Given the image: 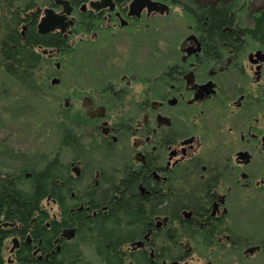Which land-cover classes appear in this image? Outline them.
Segmentation results:
<instances>
[{"label":"flooded vegetation","instance_id":"obj_1","mask_svg":"<svg viewBox=\"0 0 264 264\" xmlns=\"http://www.w3.org/2000/svg\"><path fill=\"white\" fill-rule=\"evenodd\" d=\"M66 1L74 25L64 33L38 29L46 9L62 13L55 0L30 13L42 41L65 43L34 50L42 64L64 55L67 155L47 159L0 140V264L245 255L237 223L248 202L264 204V0ZM18 10L25 21L30 13ZM18 109L13 116L28 114ZM10 193L32 196L28 217L8 214Z\"/></svg>","mask_w":264,"mask_h":264},{"label":"rangeland","instance_id":"obj_2","mask_svg":"<svg viewBox=\"0 0 264 264\" xmlns=\"http://www.w3.org/2000/svg\"><path fill=\"white\" fill-rule=\"evenodd\" d=\"M6 1L24 10L30 0H0V39L1 22L6 14ZM31 1L37 4L32 11H35L37 7L44 8L48 3V0ZM57 64H60L59 69L56 67ZM64 72V55L55 62L42 64L36 72L35 93L21 90L16 82L5 75L0 66V100H3L5 96L4 100L0 101V140L7 141L8 150H19V142H21L22 148L27 152L44 156L47 159L60 155L61 160H65L67 153L62 148V135L58 131L59 127H62L59 126V122L64 119L62 111L65 88ZM55 73L61 78V84L52 87L51 80ZM4 92H7L10 98L16 97L19 106H11ZM19 107L28 114L13 116L12 109L16 111ZM5 110L10 113L4 114ZM246 208L244 216L237 223L238 230L242 228L247 247L261 246L262 249L248 256L243 253L218 255L215 258L208 256V261H212L213 264H264V204L259 199L253 200V202H248ZM88 257L96 262L93 256ZM194 257L196 260L199 255H194ZM189 264L197 263L189 259Z\"/></svg>","mask_w":264,"mask_h":264},{"label":"trees","instance_id":"obj_3","mask_svg":"<svg viewBox=\"0 0 264 264\" xmlns=\"http://www.w3.org/2000/svg\"><path fill=\"white\" fill-rule=\"evenodd\" d=\"M49 2V0H48ZM6 14L2 18L1 22V39H0V58H1V67L6 72L12 73V77L16 83L23 89L31 91L35 86V78L32 72L38 69L42 65L44 59L42 55L34 50L38 44H43L45 47H57L59 49L65 48L64 41L61 38L56 37L53 40L42 41L36 34V15L33 16L32 13L26 16L25 21L20 19V11L18 7H15L12 2L6 1ZM37 4L34 1H29L24 8V12H30L34 10V6ZM3 7V4L1 5ZM217 27L221 25V20L216 18L215 20ZM21 26H25V32L22 34ZM20 74H23L22 76ZM7 93V92H6ZM6 95L7 102L12 106H19L18 100L16 97L10 98L8 94ZM5 98V96H4ZM3 98V100H4ZM2 99L0 101H3ZM15 110H12V113ZM10 113L8 110L4 111V114ZM61 135H65L63 127H61ZM46 174L41 172L39 174V184L36 182V190L40 194V197H43L46 192V186L40 189L41 183H43V177ZM21 194V193H20ZM28 197L31 195L26 194H12L10 193L6 196L7 202V211L8 214L17 215L19 209L23 211L24 216L28 217L32 213L33 205L30 203ZM26 199L25 202L23 199ZM13 200V203L11 201ZM22 203V207L19 205ZM128 210V209H126ZM56 230H60L64 227L63 222H56ZM41 238L44 241H47V234L40 230ZM104 241L110 249L113 248L114 238L112 236H105Z\"/></svg>","mask_w":264,"mask_h":264},{"label":"water","instance_id":"obj_4","mask_svg":"<svg viewBox=\"0 0 264 264\" xmlns=\"http://www.w3.org/2000/svg\"><path fill=\"white\" fill-rule=\"evenodd\" d=\"M55 4L63 7L62 13L57 15L53 9H46L45 16L38 26L40 33L46 34L56 29H60L64 33L68 25H74V21L71 20L69 23L66 21L72 12L70 3L66 0H55ZM37 11L41 12L42 10L37 8ZM260 250L261 246H252L245 251V255L248 256Z\"/></svg>","mask_w":264,"mask_h":264},{"label":"bare ground","instance_id":"obj_5","mask_svg":"<svg viewBox=\"0 0 264 264\" xmlns=\"http://www.w3.org/2000/svg\"><path fill=\"white\" fill-rule=\"evenodd\" d=\"M40 24V23H39Z\"/></svg>","mask_w":264,"mask_h":264}]
</instances>
